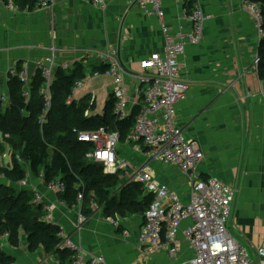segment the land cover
Instances as JSON below:
<instances>
[{
	"label": "crops",
	"instance_id": "0c3cea01",
	"mask_svg": "<svg viewBox=\"0 0 264 264\" xmlns=\"http://www.w3.org/2000/svg\"><path fill=\"white\" fill-rule=\"evenodd\" d=\"M199 1L211 18L204 26L201 43L187 44L181 55V80L189 88L186 98L176 104L177 123L205 154L203 176H214L237 188L229 228L252 252L264 241V78L259 64H255L260 45L258 30L244 0ZM5 4L0 1V75L4 77L7 68L15 64L32 75L38 63L50 54L51 47L56 48L58 64L75 61L87 48H115L119 50L125 77L132 83L140 62L155 51L165 50V26L172 34L192 27L182 0H163V18L146 13L136 0H115L104 8L93 6L89 0H53L56 8L52 21L46 8L10 10ZM52 28L58 36L52 34ZM89 65L95 70L103 66L97 59H91ZM100 76L109 75L102 72ZM113 87L114 81L109 85L110 94ZM77 93L73 99L85 97L75 98ZM86 96L96 105L93 92ZM98 114H104V110ZM125 144L136 146L145 154L141 143ZM144 168L176 190L184 201L189 199L191 184L184 171L160 162L156 167ZM129 170L125 182L122 177V186L135 182L133 168ZM30 185L53 207L61 237L84 249L86 260L103 255L108 264H190L194 257V250L183 236L188 221L181 227L175 256L166 251L149 255L138 243L144 212L127 211L114 217L96 209L82 224L80 206L69 208L43 184ZM142 189L138 198L141 202L151 195L143 185ZM109 217L119 218L120 228ZM126 229L130 234L125 236ZM3 236L0 234V264L66 263L43 246L32 250L23 228L18 229L17 242ZM246 238L256 244L251 246Z\"/></svg>",
	"mask_w": 264,
	"mask_h": 264
},
{
	"label": "built area",
	"instance_id": "2783aa9c",
	"mask_svg": "<svg viewBox=\"0 0 264 264\" xmlns=\"http://www.w3.org/2000/svg\"><path fill=\"white\" fill-rule=\"evenodd\" d=\"M89 1L95 7L104 8L115 0ZM182 1L184 3L191 1L193 4L190 14L187 13V8L184 9L192 24L191 29L172 34L165 26V50L161 53L155 51L143 59L132 83L125 77L118 49L87 48L75 61L58 64L56 48L51 47L50 54L37 65V69L42 71L47 82L41 89L45 105L38 123L41 128L47 123L53 100L51 87L57 69L72 72L79 66L83 67L85 76L77 80L73 87V94H76L85 86L86 80H92L102 74L100 70L91 67L85 70L91 59L99 60L102 65L108 66L105 73L114 79L112 94L115 99L114 113L117 120L129 119L137 110L134 115L135 125L128 136V143H141L145 147L146 157L151 160L175 165L186 173L191 184L189 199L184 201L176 190L159 181L151 171L144 167L136 169L119 155L117 149L121 139L119 131L101 127L97 130L77 132L79 142L92 146L88 154L89 159L101 164L105 173L113 174L122 169L133 168L134 181L141 183L153 196L138 236V243L144 253L152 255L166 251L175 256L179 251L178 237L181 227L185 221H188L183 236L194 250L190 264H264V241L251 252L229 228L237 198V188L214 176H203L201 168L205 154L197 142L188 138L182 126L177 123L176 104L186 98L189 88L188 84L181 80V55L185 52L187 44L201 43L204 26L211 18V15L203 10L199 0ZM136 2L148 14L161 18L165 15L163 0H136ZM244 2L255 20L260 43L264 38V17L261 8L256 0H244ZM5 5L10 10L17 8L14 1H9ZM51 6L53 0H40L35 9ZM260 61L261 58L258 56L255 64H259ZM25 72L16 64L12 65L6 72V80L8 81L11 75L21 79L24 83L22 95L25 102L30 103L32 85L27 86ZM6 93L9 94V98L5 97V102L0 99L1 110L6 109L11 100L9 88ZM7 102L9 103L6 104ZM92 115L94 114L90 110L85 112L87 117ZM39 177L41 179L44 174ZM46 184L47 189L56 194L66 190V185L60 180H52ZM35 194V204L45 203L38 193ZM60 201L62 205H67L65 201ZM44 209L47 212L45 221L58 225L54 221L53 207L45 203ZM81 217L82 221L85 220L83 215ZM109 221L120 228L119 218L109 217ZM129 234L127 229L123 231V235ZM3 237L9 239L10 234L6 232ZM58 248L75 251L74 264H108L102 255L93 256L85 262L86 251L64 236Z\"/></svg>",
	"mask_w": 264,
	"mask_h": 264
},
{
	"label": "trees",
	"instance_id": "16d2710c",
	"mask_svg": "<svg viewBox=\"0 0 264 264\" xmlns=\"http://www.w3.org/2000/svg\"><path fill=\"white\" fill-rule=\"evenodd\" d=\"M5 3L14 1L20 8L34 10L40 0H3ZM264 17V0H256ZM192 2L187 1L185 8L190 14ZM259 69L264 78V38L259 45ZM108 66L100 67L106 72ZM85 76L82 66L72 72L58 70L52 83V107L48 113L47 123L40 127L38 120L43 113L45 100L40 89L45 82L42 71L37 70L31 90L30 103L23 97L24 83L15 75L8 80L10 103L8 110L0 113V130L7 132L9 128L19 137L22 154L29 162V169L35 177L44 174L46 182L60 180L66 185L58 198L66 202L69 208L80 206L81 214L90 218L96 209H102L107 216L124 215L127 211L144 212L152 201V195L139 201L143 193L140 183L132 182L122 186L120 171L113 174L105 173L101 164L91 161L88 154L92 146L79 142L78 131L107 130L119 131L121 140H127L135 125L134 115L124 121H118L114 113L115 99L111 93L104 107V114L85 116L89 109L95 110V102L88 96L79 101L73 99V87L76 81ZM7 110V111H6ZM25 111V113H24ZM12 167L0 163V173L13 182L24 181L27 171L17 158H13ZM117 192V193H116ZM118 194V195H117ZM35 192L26 191L18 194L11 205L0 212V234L8 232L10 240L17 242L18 229L23 228L31 249L43 246L53 250L59 257L66 260L65 264H74L76 252L60 250L62 237L60 228L45 221L47 215L45 203H34ZM81 197V199H80ZM11 261V257L7 258Z\"/></svg>",
	"mask_w": 264,
	"mask_h": 264
},
{
	"label": "rangeland",
	"instance_id": "374dc122",
	"mask_svg": "<svg viewBox=\"0 0 264 264\" xmlns=\"http://www.w3.org/2000/svg\"><path fill=\"white\" fill-rule=\"evenodd\" d=\"M15 6H17V9L20 8L19 5H17L16 3H15ZM55 8H56L55 4L51 7H48V9L46 8V10L48 12H51V14H52L51 15V21L53 20V17L55 16ZM52 34L53 35L56 34V30L55 29L53 30V28H52ZM97 61L100 62L99 60H97ZM90 67L91 66L89 65V62H88L86 67H85L86 68L85 70L86 71L89 70ZM37 70H39V69H37ZM25 73H26V77H27V81H26V83L28 84L27 86L30 87V85H32V83H33V80H34V77H35L37 71L35 70L32 75H29L27 72H25ZM112 78H110L109 76H106V77L100 76V77L93 78L92 80H89V79L86 80L87 86L84 89H82L81 91H79L77 93V95L75 96V98H77V97L81 98L84 95L86 96L90 92H93L94 96H96V107H95V110H93V109L92 110L95 111L94 112L95 114L103 112L105 104H106V102L109 98V95H110L109 85L112 84L114 81V79H113L112 83H110V80ZM46 83L47 82H45L42 85L41 89L43 88V86ZM7 88H8V81L6 80V76L4 77L1 74L0 75V99H2V101H4V102H5V97L7 99V97L9 96V94L6 93ZM41 89H40V93H42ZM51 92H52V88H51ZM31 99L32 98L30 95L29 100H31ZM9 102H10V100H9ZM9 102H7L6 104H8ZM9 107L10 106L7 105L6 109L8 110ZM0 111H1L0 113H2V111L4 112L5 109L1 110V108H0ZM24 113H25V111H24ZM122 141L124 143L123 142L119 143L118 148H117L119 155L121 157H123L124 159H126L131 165L135 166L136 169L141 168V167H156L159 164V162L156 161L155 159H152V161L149 163V161H147L148 158L145 156V154L142 150H140L136 146L131 147L129 145H126L125 144L126 142L128 144L127 140H122ZM22 153L23 152H22V148L20 146L19 137H17L16 132L12 131L11 128H9V130L7 132H3L0 130V163L6 167H12L13 158L15 157L21 163V166L27 171V178L24 181H20V182H13V181L9 180L4 174L0 173V212L7 209L11 205L14 198L18 194L24 193L26 191H30V192L33 191V187H32V185H30L33 182L43 184L45 186V188H47L45 177H42L40 179V177H35L31 173V171L29 169V162L27 161L26 157ZM129 169H131V168H129ZM129 169H127V170L122 169V170H124L123 171L124 173H120L121 179L123 177L124 182L126 181L127 173H128V175H130ZM123 183H122V185H123ZM97 210L104 213V211L102 209H97ZM236 217H237V215H236ZM81 218L82 217L79 215V219H80V222L82 224L84 223V221L88 220L85 218V220L82 221ZM247 239H249V240H247ZM246 240L249 242V244L251 246H254L253 243H255V242L253 241V239L246 238ZM86 254H84V261L85 262L87 261L86 260V257H87ZM105 260H106V258H105Z\"/></svg>",
	"mask_w": 264,
	"mask_h": 264
},
{
	"label": "bare ground",
	"instance_id": "6f19581e",
	"mask_svg": "<svg viewBox=\"0 0 264 264\" xmlns=\"http://www.w3.org/2000/svg\"><path fill=\"white\" fill-rule=\"evenodd\" d=\"M88 67V66H87ZM86 69V68H85Z\"/></svg>",
	"mask_w": 264,
	"mask_h": 264
}]
</instances>
